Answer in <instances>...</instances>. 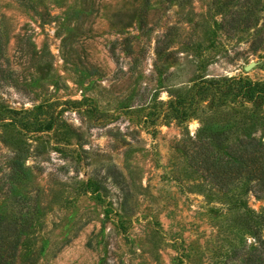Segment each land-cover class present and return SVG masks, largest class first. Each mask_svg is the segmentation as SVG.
<instances>
[{
    "label": "rangeland",
    "instance_id": "1",
    "mask_svg": "<svg viewBox=\"0 0 264 264\" xmlns=\"http://www.w3.org/2000/svg\"><path fill=\"white\" fill-rule=\"evenodd\" d=\"M235 9L0 0V213L30 217L14 264H248L264 250V230L235 222L264 206L258 181L222 185L184 152L208 102L189 92L264 82V0L249 25L228 23Z\"/></svg>",
    "mask_w": 264,
    "mask_h": 264
},
{
    "label": "trees",
    "instance_id": "2",
    "mask_svg": "<svg viewBox=\"0 0 264 264\" xmlns=\"http://www.w3.org/2000/svg\"><path fill=\"white\" fill-rule=\"evenodd\" d=\"M234 1L244 17L238 20V17L231 16L228 23L232 27L235 23L249 25L260 0ZM238 9L234 13L237 14ZM240 98L242 108L237 107ZM184 99L189 105L198 104L201 99L208 100L200 111L201 124L195 137L184 134V152L192 150L190 161L196 157L200 159L208 173L222 185L228 186L234 179L245 176L255 178L256 184L264 191V142L254 134L263 125L264 82H251L244 77L210 79L199 84ZM228 138L231 140L227 143ZM15 163L20 164L17 160ZM243 200L240 198L235 202ZM238 217L235 222L248 232L256 235L264 230V206L258 212L247 209ZM29 223L30 217L22 211L12 215L0 213V224L3 225L0 226V264H14L20 237ZM239 253L236 248L235 255ZM247 260L248 264H264L263 247L254 244Z\"/></svg>",
    "mask_w": 264,
    "mask_h": 264
},
{
    "label": "water",
    "instance_id": "3",
    "mask_svg": "<svg viewBox=\"0 0 264 264\" xmlns=\"http://www.w3.org/2000/svg\"><path fill=\"white\" fill-rule=\"evenodd\" d=\"M254 65V61H250L249 63L244 65V70H249L252 68V66Z\"/></svg>",
    "mask_w": 264,
    "mask_h": 264
}]
</instances>
